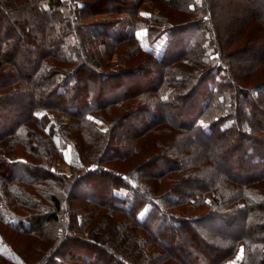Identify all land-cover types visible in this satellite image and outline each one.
<instances>
[{
	"label": "trees",
	"instance_id": "obj_1",
	"mask_svg": "<svg viewBox=\"0 0 264 264\" xmlns=\"http://www.w3.org/2000/svg\"><path fill=\"white\" fill-rule=\"evenodd\" d=\"M0 222L57 233L13 264H264V0H0Z\"/></svg>",
	"mask_w": 264,
	"mask_h": 264
},
{
	"label": "rangeland",
	"instance_id": "obj_2",
	"mask_svg": "<svg viewBox=\"0 0 264 264\" xmlns=\"http://www.w3.org/2000/svg\"><path fill=\"white\" fill-rule=\"evenodd\" d=\"M220 2H222V4L227 3V0H220ZM102 4V3H100ZM13 5V4H12ZM7 7L8 12V16H11V20H15L18 21V19L20 18V16L24 19L25 16L22 15L21 13H19L18 15H13V10L11 8V5L5 6V8ZM226 12V11H225ZM228 14V13H227ZM102 16H94L92 18H88L89 20H96V19H101ZM246 39V38H245ZM245 39L240 40L239 42H237V44H240V48H245L246 46H249L251 48L252 44H248V42H243ZM25 44V43H23ZM236 44V45H237ZM118 56L113 55V60L117 59ZM17 111V110H16ZM14 112V111H13ZM12 115V113L10 114V116ZM121 164V162H116L117 167ZM56 166L60 169V170H67L69 169V166H66L65 163H56ZM76 205L79 206L80 202L78 200H76ZM45 228V226H44ZM43 227H41V231L45 232ZM0 229L6 233V236L8 238V241L10 242V244H8L0 235V253H4V255L10 259V261L18 263V262H22L21 260V255H25L26 256V260L27 261H34V262H38V257H41L42 255L37 251L39 250V248L42 249V246L45 245V242H50V241H54L57 238V233H55L52 230H48V232H45L46 236L43 239L41 237L42 232L41 231H36V232H30L29 234H25V233H20L17 232L16 230H12L10 227L4 225L2 222H0ZM80 233V232H79ZM14 246L15 248H12L10 246ZM62 250V254L67 257L68 253L71 252L70 249H68V247H61ZM93 256V254H92ZM12 262H9L7 260H5L4 258H2L0 256V264H13ZM238 262V257H234L231 261L230 264H236ZM14 263V264H15Z\"/></svg>",
	"mask_w": 264,
	"mask_h": 264
}]
</instances>
